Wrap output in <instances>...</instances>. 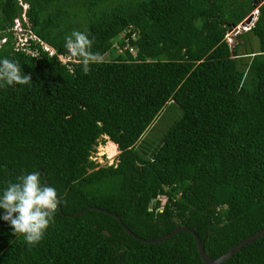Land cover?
I'll use <instances>...</instances> for the list:
<instances>
[{
    "label": "trees",
    "instance_id": "1",
    "mask_svg": "<svg viewBox=\"0 0 264 264\" xmlns=\"http://www.w3.org/2000/svg\"><path fill=\"white\" fill-rule=\"evenodd\" d=\"M2 38L30 81L0 86V188L39 170L59 204L32 246L0 221V264H204L189 232L144 243L92 206L143 238L188 226L212 257L264 228V0H0ZM169 101L180 116L145 138ZM103 137L115 163L90 158ZM219 264H264V235Z\"/></svg>",
    "mask_w": 264,
    "mask_h": 264
},
{
    "label": "clouds",
    "instance_id": "2",
    "mask_svg": "<svg viewBox=\"0 0 264 264\" xmlns=\"http://www.w3.org/2000/svg\"><path fill=\"white\" fill-rule=\"evenodd\" d=\"M255 12L256 8L254 15ZM254 19L255 16L249 23ZM25 34L21 31L18 40H24ZM2 40L3 38L0 41ZM63 46L70 56L82 58L81 71L87 73L89 62L93 58L90 52L91 38L83 31L73 30L64 36ZM67 71L71 73L73 68L69 66ZM29 81V75L24 72L22 74L20 64L16 60L0 57V86L25 84ZM58 204L57 190L43 182L39 170L21 173L14 181L7 182L0 188V221H6L13 234H22L25 243L32 246L42 239L53 220Z\"/></svg>",
    "mask_w": 264,
    "mask_h": 264
},
{
    "label": "rangeland",
    "instance_id": "3",
    "mask_svg": "<svg viewBox=\"0 0 264 264\" xmlns=\"http://www.w3.org/2000/svg\"><path fill=\"white\" fill-rule=\"evenodd\" d=\"M255 11V9H254ZM250 23H238L235 27L232 29H229L228 32L226 33V39L230 43V45H233L234 42L239 41L240 39L237 37L238 34H240L242 31H245ZM14 34L16 36H19L21 34V30H15ZM247 40H249L250 47L256 48L257 47V42L255 41V38L251 35L248 34L244 37ZM244 50V47L239 48V52L242 53ZM104 58H108L109 56L105 54L103 56ZM60 58L65 61L67 60L65 57ZM180 110L179 108L175 105L173 102H167L161 114L159 117L152 123V125L147 129L145 133V138H156L160 136L165 129L175 120L180 116ZM104 141L99 140V142L95 145L94 151H92L90 158L93 159L98 165H109L111 163L116 162L117 154H118V149L116 146V153L108 157V155L104 152L102 149V146L105 145L108 142V139L106 137H103Z\"/></svg>",
    "mask_w": 264,
    "mask_h": 264
},
{
    "label": "water",
    "instance_id": "4",
    "mask_svg": "<svg viewBox=\"0 0 264 264\" xmlns=\"http://www.w3.org/2000/svg\"><path fill=\"white\" fill-rule=\"evenodd\" d=\"M252 19H253V12L249 13L241 23H243V22L249 23ZM231 53L234 54V51L231 50ZM91 208L110 214L119 222V224L121 225V227L123 228V230L127 234H129L133 238H135L141 242H144V243H156V242H159V241H161V240H163V239H165V238H167V237H169V236H171V235H173L179 231H187L193 236L198 255L204 264H219V263L223 262L224 260L228 259L229 257H231L237 250L242 248L244 245H246V244L250 243L251 241L255 240L256 238L264 235V228L257 230L255 232H253L252 234L246 236L245 238L239 240L237 243H235L232 247H230L224 253L220 254L217 257H212V256H209L205 252L204 247H203V241L198 237V235L195 233V231L188 226H185V225L177 226L174 229H172V230H170V231H168V232H166V233H164V234H162L156 238H143V237H139L135 233H133L124 223H122L119 215L115 214L114 212H110L107 209L99 208L96 206H92ZM82 211L83 210H80L78 213H81ZM78 213H76V214H78Z\"/></svg>",
    "mask_w": 264,
    "mask_h": 264
},
{
    "label": "bare ground",
    "instance_id": "5",
    "mask_svg": "<svg viewBox=\"0 0 264 264\" xmlns=\"http://www.w3.org/2000/svg\"><path fill=\"white\" fill-rule=\"evenodd\" d=\"M102 149L108 155V157H111L116 153V144L108 140V142L102 146Z\"/></svg>",
    "mask_w": 264,
    "mask_h": 264
},
{
    "label": "built area",
    "instance_id": "6",
    "mask_svg": "<svg viewBox=\"0 0 264 264\" xmlns=\"http://www.w3.org/2000/svg\"><path fill=\"white\" fill-rule=\"evenodd\" d=\"M15 30H19V29L17 28V29H15Z\"/></svg>",
    "mask_w": 264,
    "mask_h": 264
}]
</instances>
